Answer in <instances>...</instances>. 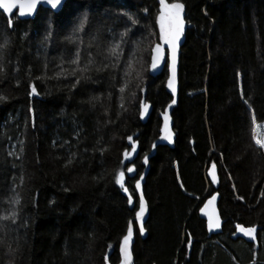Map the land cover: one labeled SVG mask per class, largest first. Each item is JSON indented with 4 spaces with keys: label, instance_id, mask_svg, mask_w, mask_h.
I'll use <instances>...</instances> for the list:
<instances>
[{
    "label": "trees",
    "instance_id": "16d2710c",
    "mask_svg": "<svg viewBox=\"0 0 264 264\" xmlns=\"http://www.w3.org/2000/svg\"><path fill=\"white\" fill-rule=\"evenodd\" d=\"M168 1L184 5L188 25L172 114L176 141L150 161L144 185L150 219L143 233L134 222L135 184L173 99L168 68L150 74L166 16L157 0H68L62 12L42 8L33 20L0 11V45L10 41V63L0 76V215L13 192L20 198L16 224L0 221L9 224L7 233L0 231V264H122L120 249L132 222L134 264H264V159L254 137L255 126L264 123V0H207L204 16L189 1ZM233 25L248 66L249 107L230 92L233 71L212 51ZM114 44H122L130 64L121 58L120 67L103 68L101 52ZM78 47L82 63H94L73 87L58 65L73 67L67 62ZM33 85L38 94H31ZM185 89L205 90L200 102L208 143L196 138L187 148L194 197L181 191L170 168L165 176L160 168L161 150L177 155L186 141ZM143 100L153 106L147 124L140 119ZM213 164L217 190L208 178ZM215 194L223 229L210 236L200 211ZM241 228L253 230L255 241L239 236ZM163 230L164 242L157 236Z\"/></svg>",
    "mask_w": 264,
    "mask_h": 264
},
{
    "label": "snow or ice",
    "instance_id": "6c2138e0",
    "mask_svg": "<svg viewBox=\"0 0 264 264\" xmlns=\"http://www.w3.org/2000/svg\"><path fill=\"white\" fill-rule=\"evenodd\" d=\"M40 3V0H0V9L3 10L4 13H7L9 17H11V14L13 13L14 9H19V15L21 17L25 15H31L34 13L37 5ZM44 3L51 6L52 9H57L59 5H61V0H44ZM166 7V19H167V28H165V25L161 24V39L164 44L168 45L171 49L172 53V61H173V75L175 72L174 64H175V55H176V42L179 40L183 29H184V20L182 18V13L184 10V5L181 3H174L171 5V7ZM86 19V14H85ZM131 19V18H130ZM83 21L81 24L74 28L73 30V36L76 35V33L82 31L83 29ZM133 24L136 23L135 20L132 21ZM8 26L12 25V20L9 19L7 21ZM73 36H69L68 40L71 43H75L79 45L80 41L79 39H73ZM123 41V37H122ZM9 39L6 37L4 40V43L0 45V76H3L6 74V70L9 66ZM98 47V45H97ZM156 53L157 55L152 57V68H156V62L159 59V53H160V47L157 45L156 47ZM101 55L103 56V60L100 62L103 66V68H109V67H120L119 61L121 58H124L129 64L130 61L127 57L124 56V52L122 49V44H114L110 46L109 49H106L101 52ZM67 63L72 65L73 67L66 68L64 67L63 63L58 65V68L61 72H68L70 73V76L73 78L72 86L75 87L76 84L80 83L81 79H87L86 73L90 70H92L91 65L94 63L91 60H88L86 63H82L81 61V51L79 50V47L77 48L75 52L74 58L70 59ZM96 71H100L101 69L97 67L95 69ZM65 79H68V76L64 77ZM119 91L123 93L125 91L124 87H120ZM31 94H38L36 92V88L33 85ZM4 97L0 96V100H3ZM165 128H167V125H165ZM131 140V137L128 138ZM165 139H170L169 136H166ZM256 144L259 145L260 149H264V140H256ZM21 152H23V148L20 149ZM127 155V153H125ZM145 163H147V157H145L144 160ZM68 163H71V160L68 161ZM213 169H215V164L212 165ZM128 172H132L133 169L129 167L127 169ZM214 176V172H213ZM143 177H140V180H142ZM124 181V173H120V186L121 188H124V191L127 192V188L124 187L123 184ZM141 185L139 180H137L135 184V189H140ZM215 199V197H213ZM131 197H129V203H131ZM9 207L5 209V214L0 215V221L2 222H10L11 225H15L17 218H18V206L20 204V198L17 194L13 192L12 197L9 199ZM145 212V201L143 195H140L139 197V211L136 212V218L139 220ZM211 226V224H210ZM216 227H219V222H216ZM0 231L7 233L9 231V224L6 223H0ZM140 233H143L144 229L143 226L139 228ZM133 229L131 226H129L127 230V235L124 237V248H121L120 251L125 253L124 258V264H130V254L127 251V245L129 244V241L132 238Z\"/></svg>",
    "mask_w": 264,
    "mask_h": 264
},
{
    "label": "water",
    "instance_id": "95a60500",
    "mask_svg": "<svg viewBox=\"0 0 264 264\" xmlns=\"http://www.w3.org/2000/svg\"><path fill=\"white\" fill-rule=\"evenodd\" d=\"M68 0H61V5L58 6L57 9H52L50 5L44 3V0H40V3L37 5L35 11L31 15H25L21 17L19 15V9H14L13 13L11 14V17L14 16L15 14H18V17L21 20H33L36 18L37 14L39 13L40 9H49L54 11L55 13H60L63 11L66 3ZM160 12L164 15H166V7H171V3L168 0H157ZM0 11L3 12L2 9ZM4 13V12H3ZM7 17L9 15L7 13H4ZM9 17V18H11ZM182 18L184 20V29L183 32L179 38V40L176 42V55H175V64H174V75H173V61H172V53L171 49L169 48L168 45L166 44H157L160 47V53H159V59L156 62V68H152V63L150 67V74L153 77H156L160 75L166 68H168L169 72V81H168V91L172 95L173 99L172 102L168 105V107L165 110V113L162 115V129L160 132L159 138L154 142L151 148V152L149 155H147V163L144 162V172L141 177H143L142 180L139 179L140 182V189H136L137 193L140 197V195H143L144 201H145V212L143 216L138 220L137 218L135 219L134 222L138 224L139 227L141 225L143 226V229L145 231L146 225L150 219V212H149V207L147 204V201L145 199L144 195V185L147 181V178L149 176L150 170H151V164L150 161L157 155L158 149L160 147H172L176 141V134L174 132V121L172 118V114L174 109L177 107L180 99V49L182 48L184 41H185V34L187 32V22H186V16L184 12L182 13ZM157 45L154 46L153 51H152V57L157 55L156 53V47ZM152 61V58H151ZM153 112V106L151 103L147 102L146 100H143L141 103V112H140V119L143 124H147V122L150 119V116ZM165 125H167V128H165ZM139 136V135H137ZM166 136H169L170 139H165ZM145 160V159H144ZM214 172V176H213ZM208 178L210 179L211 183L213 184L214 188L217 190L220 186V178H219V172L218 168L215 166V169L213 167L210 168L208 171ZM215 197V199H213ZM219 200L220 197L218 194L213 195L211 198H209L205 204L203 205L201 211H200V216L203 220L207 222L208 226V232L210 236H215L219 235L222 232L223 229V221L220 215L219 211ZM131 206L133 207V201L131 202ZM219 222V227H216V222ZM134 222L130 224V226L133 229V234L132 238L129 241V244L127 245V251L130 254V264H134V257H133V248L135 245L136 241V233L134 229ZM211 224V226H210ZM239 236L244 238L247 241H255L256 235L255 232L251 229H239ZM124 240L122 243V247L124 248ZM121 257H122V264H124V258H125V253L121 252Z\"/></svg>",
    "mask_w": 264,
    "mask_h": 264
},
{
    "label": "rangeland",
    "instance_id": "374dc122",
    "mask_svg": "<svg viewBox=\"0 0 264 264\" xmlns=\"http://www.w3.org/2000/svg\"><path fill=\"white\" fill-rule=\"evenodd\" d=\"M191 2L194 6H196L197 11L200 15L204 16V9L207 0H186ZM260 18L262 22V31L264 37V5L260 6ZM165 25L167 28V19L166 16H162L160 19V34H161V24ZM240 39L238 35V29L236 25H233L231 30L228 31L226 35L222 38L216 39L212 44V51L219 55V59L223 62L226 68H229L228 72L231 73V69L233 74L229 79V90L232 95H236L238 100L244 102L248 107L250 106L249 100L246 98L249 97L250 87H249V74L246 72L248 70V66L246 62L242 59V53L240 50ZM163 41L161 40V43ZM245 72H244V71ZM205 90H193V89H185L183 92V101H184V110H185V119L187 130L185 134V142L182 146V150L179 154H173L172 152L162 149L161 150V162L160 168L163 169V175H167V171L169 168L172 172L173 179L176 180L177 185L181 189L183 193L188 196L194 197V193L191 191V180L189 174V153L188 146L195 144V139H199L200 141H204V135L206 134V127L204 123V110L202 108L200 102V95L203 94ZM250 99V98H249ZM193 129L195 133H193ZM255 140H264V123L255 126L254 133ZM207 143L208 141L205 140ZM204 141V142H205ZM263 150V159H264V149ZM168 154V158H166ZM174 156V157H173ZM163 158H166L163 160ZM242 171V170H239ZM238 171V176L239 174ZM162 174L158 172V178ZM163 176V177H164ZM125 179V177H124ZM164 179V178H163ZM124 182V181H123ZM237 188V186H236ZM156 223V222H155ZM152 223L155 226L156 224ZM148 229V225L146 227ZM160 228L158 229V231ZM158 238L162 237L163 242L168 239V234L163 230V233L160 232L157 235ZM164 246V245H163Z\"/></svg>",
    "mask_w": 264,
    "mask_h": 264
}]
</instances>
